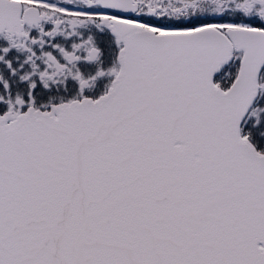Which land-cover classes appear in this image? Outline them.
I'll return each mask as SVG.
<instances>
[{
    "label": "snow or ice",
    "instance_id": "1",
    "mask_svg": "<svg viewBox=\"0 0 264 264\" xmlns=\"http://www.w3.org/2000/svg\"><path fill=\"white\" fill-rule=\"evenodd\" d=\"M0 264H264V0H0Z\"/></svg>",
    "mask_w": 264,
    "mask_h": 264
}]
</instances>
